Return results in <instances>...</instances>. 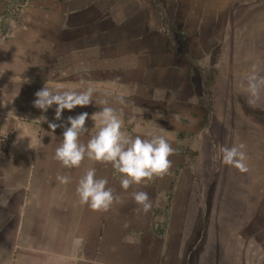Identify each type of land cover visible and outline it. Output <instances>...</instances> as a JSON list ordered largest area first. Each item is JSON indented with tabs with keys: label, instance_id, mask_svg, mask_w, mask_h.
<instances>
[{
	"label": "crops",
	"instance_id": "crops-1",
	"mask_svg": "<svg viewBox=\"0 0 264 264\" xmlns=\"http://www.w3.org/2000/svg\"><path fill=\"white\" fill-rule=\"evenodd\" d=\"M253 65L264 75V0H0V132L9 137L0 264H264V92L250 106L241 86ZM45 85L92 87L93 102L57 121L55 105L34 107ZM104 106L122 113L133 138L169 141L167 175L125 190L111 163L85 157L65 168L54 158L68 117L88 113L86 145ZM215 120L245 145L248 171L237 184L219 182L207 162ZM91 168L120 197L107 212L76 193ZM135 191L148 193L147 213ZM190 239L221 241L206 249L218 258L188 249Z\"/></svg>",
	"mask_w": 264,
	"mask_h": 264
},
{
	"label": "clouds",
	"instance_id": "clouds-1",
	"mask_svg": "<svg viewBox=\"0 0 264 264\" xmlns=\"http://www.w3.org/2000/svg\"><path fill=\"white\" fill-rule=\"evenodd\" d=\"M241 86L246 87L248 103L256 106L261 100V93L264 92V75H259L255 65L247 75ZM95 89L87 87L83 91L74 90H53L45 85L35 93L34 107L46 113L53 105L56 106L55 119L62 118L64 110L71 111L76 107H86L93 102ZM119 103H125L122 97L118 98ZM100 103L107 105L108 101ZM88 113H81L75 117H68L67 124L63 131V139L55 149L54 158L65 168H79L85 157L102 163H111L113 168L122 174L121 187L127 190L133 184H141L143 181H151L154 177H163L169 173L172 167L170 157L175 154V149L162 135H153L150 139H142L140 136L134 138L123 131L124 121L122 113L110 106H104L91 118L100 122L99 130L85 145L80 141L81 135L88 130L85 127L88 120ZM42 122L46 121L41 117ZM59 125L49 123L51 132L54 133ZM30 147V145H29ZM245 145L219 146L222 154V162L231 165L240 172H247V157L244 151ZM56 179L60 184L70 183L68 175L58 174ZM106 178H97L96 170L89 169L83 175L76 188L80 203L88 205L93 211L107 212L113 204L120 200L114 194L113 189L107 187ZM132 198L142 210L147 213L152 208L150 197L145 191L131 193Z\"/></svg>",
	"mask_w": 264,
	"mask_h": 264
},
{
	"label": "rangeland",
	"instance_id": "rangeland-1",
	"mask_svg": "<svg viewBox=\"0 0 264 264\" xmlns=\"http://www.w3.org/2000/svg\"><path fill=\"white\" fill-rule=\"evenodd\" d=\"M229 114L234 115L235 119H237V115H238L237 111H234L232 113L230 112ZM220 124L221 121L215 120L209 127L210 129L209 133L211 138H210V144H209L210 149H209V156L207 162L209 166L212 162H214V164L216 165V170H218V175L220 176L219 182L237 184L240 182V178L242 177L240 173L242 172L232 167L231 165H225L222 162V154L219 152V146L227 145L228 147H231L234 144L238 145V134H237L238 129H235V127L234 129L233 128L229 129L228 127L222 128ZM220 242L221 241L218 240H210V241L204 240V241H200V243H197L196 240L190 239L189 241H187L186 247L188 249L191 247L195 249V247H197L199 244V247L204 248L205 252H207V254L203 256V258H205L206 260L207 259L216 260L218 257L217 256L213 257V255H211L206 250L208 246L207 244L209 243L210 248H214L215 250H217V248L221 247ZM191 259H195V257L191 256L190 253H188L186 260L188 262L190 260L191 262ZM212 262L214 261L212 260Z\"/></svg>",
	"mask_w": 264,
	"mask_h": 264
},
{
	"label": "built area",
	"instance_id": "built-area-1",
	"mask_svg": "<svg viewBox=\"0 0 264 264\" xmlns=\"http://www.w3.org/2000/svg\"><path fill=\"white\" fill-rule=\"evenodd\" d=\"M8 140H9V137L1 134L0 132V154L2 155H6V153L8 152ZM119 174H120L119 177H123L121 173Z\"/></svg>",
	"mask_w": 264,
	"mask_h": 264
}]
</instances>
